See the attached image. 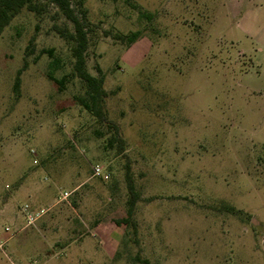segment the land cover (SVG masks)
<instances>
[{
  "label": "rangeland",
  "instance_id": "rangeland-1",
  "mask_svg": "<svg viewBox=\"0 0 264 264\" xmlns=\"http://www.w3.org/2000/svg\"><path fill=\"white\" fill-rule=\"evenodd\" d=\"M71 2L126 150L78 101L73 22L24 7L0 33V264H264V0Z\"/></svg>",
  "mask_w": 264,
  "mask_h": 264
},
{
  "label": "trees",
  "instance_id": "trees-1",
  "mask_svg": "<svg viewBox=\"0 0 264 264\" xmlns=\"http://www.w3.org/2000/svg\"><path fill=\"white\" fill-rule=\"evenodd\" d=\"M50 2L56 4L60 12L74 24V31L67 32L60 30L63 36H66L69 41L73 43L72 55L74 57L73 73L83 82L85 92L83 95H79L78 101L83 108L88 110L97 120L102 123H106L111 129L112 134L108 138V146L115 147L119 154H123L126 150L125 139L121 135L120 126L117 122L109 119L105 102L107 91L104 88V79L101 76L93 75L89 72L86 65L85 53L89 45L88 38V26L85 12H82L83 18H80L73 7L71 0H50ZM82 6V2H79ZM27 7L30 10L37 11L39 8V0H0V33L4 28L10 24L14 16H16L21 10ZM118 39L132 43L141 36V31H132L128 34H117ZM33 41H31L32 43ZM48 52L52 55L53 49H49ZM50 66L56 69L60 66V59L54 57L51 60ZM21 70L18 71V75L15 80L14 89L18 92L21 82ZM49 77L55 80L58 84H64L68 80V75H64L61 78H56L53 75V71L49 73ZM126 178L129 189L128 198V211L127 216L122 219L127 228H132L134 234L137 233V221L134 217V210L136 204L140 198L138 191L135 188V184L131 174L130 165H126ZM227 209L235 212V208L228 206ZM240 212V211H239ZM145 263H149V260L144 259Z\"/></svg>",
  "mask_w": 264,
  "mask_h": 264
},
{
  "label": "built area",
  "instance_id": "built-area-1",
  "mask_svg": "<svg viewBox=\"0 0 264 264\" xmlns=\"http://www.w3.org/2000/svg\"><path fill=\"white\" fill-rule=\"evenodd\" d=\"M95 169V173L96 174H101L102 173V169L100 167H96L94 168ZM105 177H107V175H105ZM28 205L26 204L25 205V210L27 212V217H28V221H29V224H33L35 222V220L41 215L40 213H37V214H33L32 212H28ZM33 264V263H32Z\"/></svg>",
  "mask_w": 264,
  "mask_h": 264
},
{
  "label": "crops",
  "instance_id": "crops-1",
  "mask_svg": "<svg viewBox=\"0 0 264 264\" xmlns=\"http://www.w3.org/2000/svg\"><path fill=\"white\" fill-rule=\"evenodd\" d=\"M22 187H24V183L22 184Z\"/></svg>",
  "mask_w": 264,
  "mask_h": 264
}]
</instances>
